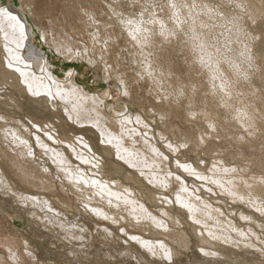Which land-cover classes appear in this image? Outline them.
<instances>
[{"label": "bare ground", "instance_id": "obj_1", "mask_svg": "<svg viewBox=\"0 0 264 264\" xmlns=\"http://www.w3.org/2000/svg\"><path fill=\"white\" fill-rule=\"evenodd\" d=\"M34 1L26 0V13L15 11L8 5L0 6V81L9 87H15L25 98L41 100V107L45 104V107L48 105L62 112L68 120L78 126L87 123L95 127L103 143L101 149L107 156H111L113 164L125 173L124 179L138 182L140 186L143 182L148 183L149 196L145 197V194L143 196L141 192H136L134 188L122 184L123 182L118 179L115 181L107 176L99 178L93 174L94 171L103 175L105 171L101 161L94 157L96 145L92 137H78L77 134L71 135V138L61 137L60 134L54 135L50 132L57 126L53 122L51 128L49 125L43 127L35 120L31 121L32 119L29 125L15 117L14 119L9 113L0 112V204L8 205L11 200L13 207L25 214L37 236L49 235L47 237L51 238L57 236L54 239L56 238L58 244L61 240H65L69 245H78L77 251L84 255L89 249H95L94 246L97 247L96 244L101 238L104 243L112 240L119 246H139L143 250L142 256L147 254L151 259H159L163 264H179L181 260L189 261L187 256L189 252L186 251L194 238L199 244L201 256L209 260L245 256L257 264H264V239L260 238L262 234L259 236L253 228V223L263 230L264 224L257 223L255 217L254 219L250 215H244V212H238V216L247 222L245 227H240L233 219L223 215L219 206H212L211 203L199 199L197 192L200 191V187L193 188L187 182L188 178H194L202 183L204 189L215 192L217 190L233 202H241L264 214V180L249 179L240 174L247 168L251 169V163L246 167L237 165L238 162L228 166L224 155L217 154L218 161L206 166L209 172L204 171L205 163L209 164L206 160L210 158L207 157L214 152L223 153L216 151L221 139L224 141L225 138L231 137L234 142L230 144L242 149L241 144L252 143L254 139L264 135V112H261L263 108L258 102L246 101L235 106L237 110L230 108L232 101L229 96L236 94L238 90L242 91L239 88L242 86L241 82L237 84L241 80V77L239 79L241 68L238 62L234 59L232 62L228 60L229 62L223 63L221 58L219 59L221 50L217 53L214 48L212 50L211 46L209 47L210 41L208 42L206 35L198 29L199 24H191V33L188 32L190 37L187 40L183 37L185 41L179 46L176 44L175 47L173 41L176 40L179 31L177 32L174 25L159 26L151 32L147 27L142 28L143 25L141 28L136 25L122 28V24L115 20L114 12H109L101 6L95 8L96 1H93L94 5H92L90 0L87 2L88 7L81 9V13L77 15L79 23H69L70 29L74 31L91 33L90 45L80 49L73 46L74 42L69 40L65 28L48 16V26L42 28L41 40L67 60L78 54L91 64L101 62L106 77L115 75L125 95H130L133 88L138 90L142 82H146L147 85L149 83L150 90L155 93L153 102L149 104L150 111L157 114L160 124L165 127V131L158 134L161 137L170 135V138L177 140L182 146V148L178 147L175 142L174 144L165 137L169 139H166L167 149L176 153V167L186 173V175L172 176L166 174L167 171L162 166L167 156L161 152L155 140L153 141L150 129H145L147 124L143 123L140 115L129 112L114 120L104 112L103 99L87 92L76 82L75 77H68L64 81L55 76L49 68L45 54L38 52L31 42L33 28L25 14L35 23L36 20L40 21ZM244 1L251 19L264 17V0ZM106 8L109 10L108 7ZM102 14H106L108 20L101 23L99 17ZM117 23L118 31L113 32V26H117ZM56 26L64 34L61 38L54 29ZM103 30H110L111 33L100 38L99 35ZM119 37L124 38L123 45L124 51L129 56L128 63L136 64L138 61L145 63L144 68L136 66L139 69L135 70L132 77L130 76V81L124 73L112 71V63L118 67L121 64L117 63V54H114L118 50L113 51ZM256 43H263L261 45L264 46L263 32L257 35ZM250 45L247 48L255 43ZM175 54L177 58L172 61L170 56ZM252 62L249 60L250 64ZM121 66L123 67L122 64ZM118 67L117 69L121 71ZM195 72L199 73L198 77H194ZM232 75L238 81H235ZM162 80H165L170 87L168 93H156L161 89ZM178 101L183 102L185 107L182 106L183 104L178 105ZM6 105L9 106V103ZM181 108L186 110L183 116L185 122L177 124L173 120L178 117ZM228 113L231 116H228ZM140 126L145 135H137L138 129L134 128ZM240 128L245 130L250 139L245 137ZM232 130L239 131L240 136L232 135ZM127 138L130 139L128 143ZM69 154L79 162L90 163L94 169L89 168L90 174H88L80 165L76 166L72 163ZM263 154L264 150L261 154L254 153L255 156ZM227 155L229 156L228 153ZM236 155L238 156L239 153L237 152ZM121 161L135 168L138 175L126 169ZM3 165L7 167L6 170ZM12 177L19 180L23 188L17 187ZM172 178L178 185L173 201L179 208L177 210L180 215L169 216L170 221L175 224L181 216L182 220L187 221V225L185 224L187 229L175 230V225L169 226L170 223L167 224L160 215L151 211L145 202L147 198L151 202L161 201L156 193L166 188ZM167 212L163 210L162 214ZM39 226L43 228L39 229ZM116 227L121 228L123 234H127L129 238L115 233ZM3 239L6 246L10 241L15 242L11 237ZM27 241L17 242L19 245L15 243V246L20 247V252L16 250L17 248L8 250V246L3 249L9 261H5L4 254H0V264H19L22 258L27 257L28 260L29 257L34 259L36 252L39 251L29 248ZM107 251L109 252H106V257H110L112 252ZM69 253L74 259L80 260L81 255L75 250L70 249ZM128 264H137V262L133 263L128 259Z\"/></svg>", "mask_w": 264, "mask_h": 264}, {"label": "rangeland", "instance_id": "obj_2", "mask_svg": "<svg viewBox=\"0 0 264 264\" xmlns=\"http://www.w3.org/2000/svg\"><path fill=\"white\" fill-rule=\"evenodd\" d=\"M88 1L90 0H35L34 1L35 9L37 14L40 15V21L36 20L35 23L29 15L25 14L33 28V35L31 37L32 38L31 42L33 44V47L36 48L38 52L45 54L49 63V68L53 71V73L58 79L66 81L68 77L73 76L75 77L76 82L79 85H81L87 92L96 94L100 98H102L104 101V112L110 118L116 120L122 116H125L129 112H131L132 114L140 115L142 117L143 123L147 124L145 126V129L147 130L150 129L149 132L152 134L151 137L153 138V141L155 140L161 152L167 156V158L165 159V163L162 165L164 170L167 171V172L165 171L166 174L169 173L172 176H176L178 174L186 175L184 170L176 167V156H175L176 153L174 154V152H171L169 149H167L166 139L169 138L172 143L175 142L176 145L180 148H182V146H180L177 140L173 139L172 137L170 138L169 137L170 135L169 136L165 135L161 137L158 134L160 132L165 131L164 129L165 127L162 124H160L157 114H155V112L150 111L149 104L153 102L154 99L153 95H155V93L150 90V86H148L149 83L147 85L146 82H142L141 87L138 90L133 88L130 92V95H125L122 92L121 85L116 79L115 75L112 74L111 76H108V78L106 77V74L104 73V67L101 62L100 63L96 62L94 64H91L85 58L83 59V57H81V55L78 54L74 55L72 58L67 60L63 55L59 54L53 47L47 46L42 42L41 31L43 27L48 26L47 20H48V16H50L57 21V24H60L62 27L65 28L66 33L69 34L68 35L69 40L71 42L73 40L74 42L73 46H77L78 48L83 49L84 47L90 45L89 38L91 36V33L81 32L80 30L74 31L69 27L70 26L69 23H75V24L79 23L77 22L78 21L77 15L81 13L80 12L82 11L81 9H86L88 7L87 4ZM93 1L94 2L96 1L97 5H94ZM90 2L92 5H94L95 8L101 6V8L109 12L110 11L114 12L113 14L116 15L113 16L120 25L122 24L121 25L122 28L123 27L125 28V26H134V25L139 26L141 28V26L143 25L144 27L142 28L147 27L149 29L148 31L151 32L159 26H164V25L166 26L167 24L168 26L174 25L177 28V32L179 31L177 38H175L176 40L174 39L175 41H173L175 44L172 42L175 47L176 44L177 46H179L181 42H184L190 37L191 26L193 24H199L200 27L199 25H197L198 29L206 35L208 42L210 41L209 47L211 46L212 50L214 48V51L217 53L221 50L222 53H219L220 54V57L218 56L219 59L221 58V61L223 63H226L228 60L232 62V60L235 59L236 62H238V66L241 68L239 69V72L241 73V75H239V79L241 77V80L238 81L236 77L233 75L232 77L233 79H235V81H238L237 84L241 82L240 84H242V86L239 88L242 91L238 90L236 91V94L229 96V99L232 101V105H230V108H234L235 110H237L235 106H239L240 103L246 101H253V102H258L263 108L261 112H264V85H263L264 46L261 45L263 43L261 44L256 43L257 35H259L262 32L264 33V17H256L254 19H251L250 16L248 15L249 13L247 11V7H245L246 4L244 0H91ZM25 3L26 0H0V6L8 5L11 6L15 11L18 10V12H22V13H26ZM105 6L108 7L109 10ZM164 8H169V9L166 10ZM175 8L179 10V11L177 10L178 13ZM169 10H171V12ZM169 13L171 14L169 15ZM166 16H170V17H166ZM107 17L108 16H106V14H102L99 17V20L102 23V21L108 20ZM163 17L167 18V20L164 19ZM173 17L174 19H172ZM194 17L196 20L194 19ZM191 18H193L194 20ZM153 20L156 22H154ZM172 21L174 22L172 23ZM118 23L117 26H113L112 29L113 32H115L114 30L118 31L119 28ZM154 23L157 25H154ZM203 23L206 25H204ZM77 27L80 26L78 25ZM54 29L59 34L60 38L64 36V34L61 32L59 28H57V26ZM103 32L101 31L100 34L101 35L104 34V35L103 36L99 35L100 38L104 37L108 33H111L110 30H103ZM145 32L147 31L145 30ZM148 37H150V34L148 35ZM183 37L185 40L183 39ZM122 38L123 37H119V39L117 40L118 42L117 41L115 42L113 49V51L114 50L116 51L117 49L119 52L114 51L115 53L114 52L113 53L115 55L117 54V63H121L123 67L121 66V64H119L120 67H118V65L112 63L113 65L112 71H114L115 73L117 72L124 73L128 81H130L133 74H135V70H138L139 68H144L145 63L144 61H138V63H136L137 65L128 63L127 58L129 56L128 53L124 51L123 44L125 42L123 41L124 38L123 39ZM251 42L255 43V45L252 46L253 48L252 47L247 48L250 44H252ZM99 44L100 43H98V45ZM221 54L222 57L224 56L225 57L222 58ZM91 56H93V54ZM170 57L172 58V61H174L177 58V55L175 54L174 56H170ZM248 57H250V59ZM184 59L185 57L182 58V60ZM118 60L120 61L118 62ZM249 60L251 62L253 60L254 64H252L253 63L252 62L251 65L249 63ZM178 63H180V61ZM136 66L137 67L139 66V68L137 69ZM117 67L120 68L121 71L117 69ZM132 67L134 69H132ZM193 75L194 77H198L199 73L195 72ZM161 83H162L161 84L162 86H160L161 89H158L156 93L157 92L158 93L161 92V94L168 93L170 91L169 89L170 87L169 85H167V82L165 80H162ZM29 99L30 98H25L20 91L18 92V90L15 87H9L8 85H5L0 81V112L1 113H9V115L11 116L13 115V118L15 117L17 120L26 122L29 125L31 124L30 123L31 121L35 120L36 122L40 123L43 127L45 125H49V128H51L53 122L57 126L53 128L54 131H52L53 130L52 129L50 130V132L54 135L60 134L61 137L71 138V135L73 134H77L76 136L78 137H86V136L90 138L92 137L96 145V152L94 157L98 158L101 161L105 171L103 175H100L98 172L95 173L94 171L93 174H95V176L99 178H102V176H107L108 178H111L112 180L115 181L118 179L119 181L123 182L122 184L134 188L136 192L138 193L141 192L143 196L144 194L145 197L149 196L148 195L149 190L147 188L149 186L148 183L146 184V182L145 183L143 182L144 185L142 184L143 186L142 185L140 186L138 182L135 183L132 180L127 181L124 179L125 173H123L118 166L114 165L111 160V156H107V154H105L101 149L103 143L101 141L100 134L95 127L87 123L78 126L74 122L68 120V118L62 112L56 111L50 106L48 107V105L46 106L47 107L46 108L45 104H43L44 106L41 107L40 105L41 100H33V99L29 100ZM35 101H37L36 103L37 106L39 107L37 106L35 107L36 105ZM6 103H9V106L6 105ZM10 103L12 104V106L13 105L14 106L12 107ZM177 103L178 105L183 104V102L181 101H178ZM182 106L185 107L184 104ZM185 111L184 108H181L178 117L175 118L173 121H175V123L177 124H183L185 122L183 118L184 114L186 113ZM227 115L231 116L230 113H228ZM231 120H235V119L231 118ZM111 128L113 129L112 126ZM130 129L132 130V128ZM134 129H138L137 131L138 136H140L141 134L145 135V132L142 130L143 128L141 126L139 128H134ZM240 130L244 133V135H246L245 137L247 139H250L249 138L250 136L246 134L244 129L240 128ZM115 131L118 130L115 129ZM232 135L239 137L240 132L236 130H232ZM161 138L163 139V142ZM129 141L130 139L127 138V143ZM222 141L223 140L221 139V142L220 141L218 142L219 146L216 147L217 148L216 151H223V153L214 152L211 155L212 158L211 156L207 157V159L209 158L210 159L206 160V162L209 161L208 162L209 164L205 163L204 165L205 172H209L207 167L213 161L214 162L218 161L219 155L217 154H220V155H224V159L226 160L225 162L226 164H228V166H232L234 165V163L238 162L237 165L241 164L242 166L246 167L248 163H251L252 164L251 169L247 168L245 171L240 172V174H242L243 177L249 179L264 180V154L260 156L254 155V153L261 154L262 150H264V135L258 137L256 140L254 139L252 143L246 142L244 144H241L243 146L242 149L235 148V146L230 144L234 142L231 137H227L223 142ZM249 144L251 146H248ZM237 152L239 153L238 156L236 155ZM227 153L229 154V156L227 155ZM70 157H71V161L73 160L72 163L74 165L76 166L80 165V167L85 169V171L88 174H90V172L88 171L89 168L94 169V166H92L90 163L84 164L82 162H79L78 160H76V158L73 155H70ZM121 163L131 173H133L134 175H138V172L136 171L135 168L126 165L122 161ZM3 167L6 170L7 167H5L4 165ZM185 177L187 178L188 176ZM12 179L14 183L16 182L15 184H17V187L19 186L20 188H23L19 180L15 179L14 177H12ZM193 179L194 178H188L187 182L188 185L192 186L193 188L196 186L200 187V191L197 192L198 197L200 196L199 199H203L209 204L211 203L210 205L212 206L215 207L219 206V209L223 213V215L233 219L235 223L236 224L238 223L237 225H239L240 227H245L247 222L242 220L238 216V212H242V213L244 212V215H250L253 218L255 217L256 219L255 218L254 219L256 220L257 223L264 224V214H260L258 211L256 212V210L247 207L243 203L241 204V202L238 203L233 202L231 199H229L227 196L225 197L224 194H221L217 190L216 192L212 190H206L203 188L201 182ZM195 181L197 182L195 183ZM177 190H178V185L172 178L171 183L167 184L166 188L164 187L162 190H159L160 192L158 194L156 193V196L160 197L161 201L151 202L150 200H148L149 198L145 199L146 205L149 207V209L154 213H156L157 215H160V217L164 219V220L162 219L163 221L165 220L167 221V222L165 221L167 224L170 223L169 226L175 225L174 226L175 230L179 228L187 227L186 226L187 221L185 219L182 220L183 218H181V216L180 218L178 217V221L175 224L171 223L170 221L169 216L175 217L180 215L178 213L179 208L175 205V202L173 201ZM10 201L8 205L6 204L2 206L0 204V239H1L0 254H4L5 258L7 257L6 259L4 258L5 261H9V257L8 255L5 254L6 251L3 249H5L8 246L7 248L8 250H15V248H17L16 250L20 252V247L18 246L19 245L18 243L21 242V240H26V241L28 240L27 242L29 248H32L33 250L36 249L35 251H39L36 252L37 258L35 257L34 260L32 257H29L30 261L27 259L28 257L22 258V261L19 264H51V263L53 264H126L127 263L128 264V259L133 263L136 261L137 264H163L159 259H155V260L151 259L147 254H144L142 256L143 250L139 248V246L136 247L134 246L132 247L130 245L119 246L112 240L105 241L104 243L101 238H100L101 240L98 238L102 244L100 242H98L97 244L95 243L97 247L94 246L95 249H89L88 251L90 253L87 252V254L85 253L84 255L81 252L77 251L78 250L77 248L79 247L78 245H74V246L69 245L67 242H65V240L64 241L61 240L60 244H58L56 238L54 239V237L57 236L54 237L52 236L51 238V237H47L49 235H42V236L39 235L40 236L39 237L33 232L32 226L29 224V221L25 216V214L22 211L18 210L17 208L13 207V203ZM161 209L162 211L165 210L168 212L166 214H162ZM70 216L72 217V215ZM71 217L69 219H71ZM176 224L179 225L178 228ZM42 228L43 227L40 228L39 226V229ZM253 228L258 232L259 236L262 234L261 235L262 237L260 236V238L264 239V232H263L264 230L258 227L254 223H253ZM115 233H118L121 237H125L127 239L129 238L127 234H123L121 228L118 229L116 227ZM4 237H9V238L11 237L13 240H15V242L10 241V243L6 246L5 245L6 242L4 241L5 239H3ZM52 239L54 243L53 241H51ZM15 243H17L18 245L15 246L16 245ZM60 245L61 246L64 245L62 246L63 248ZM70 249L75 250L76 252H78V255H81V257H79L80 260L74 259L70 255L69 253ZM107 250H110V252H112L110 257H106L107 256L106 252H109ZM102 251L104 253H102ZM186 252L187 253L189 252L187 256H189L188 260L190 262L189 261L187 262V259H185V261L181 260L182 262L180 261L179 264H257L253 261L248 260L245 256L242 257L229 256L228 258L222 257L221 259L209 260L204 256H201L202 254L200 253L199 244L197 243V239L194 238H192V241ZM37 255H40L41 257ZM9 264H15V263H9Z\"/></svg>", "mask_w": 264, "mask_h": 264}]
</instances>
